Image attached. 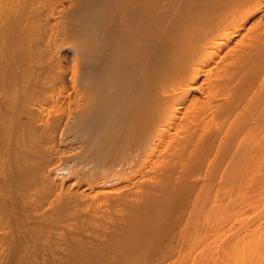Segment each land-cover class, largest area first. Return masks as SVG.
<instances>
[{
  "label": "bare ground",
  "instance_id": "6f19581e",
  "mask_svg": "<svg viewBox=\"0 0 264 264\" xmlns=\"http://www.w3.org/2000/svg\"><path fill=\"white\" fill-rule=\"evenodd\" d=\"M261 189L264 0H0V264H259Z\"/></svg>",
  "mask_w": 264,
  "mask_h": 264
},
{
  "label": "rangeland",
  "instance_id": "374dc122",
  "mask_svg": "<svg viewBox=\"0 0 264 264\" xmlns=\"http://www.w3.org/2000/svg\"><path fill=\"white\" fill-rule=\"evenodd\" d=\"M262 190V189H261ZM262 191H264V189L262 190ZM259 192V193H258ZM261 194L262 195H260V191H257V192H253L252 193V200H253V202H252V204L253 205H251V206H253V207H251V206H249V208L248 207H243L244 205L242 204H238L237 206L239 207V209L240 210H237V208L238 207H236V211L237 212H235L234 213V218H233V225H234V228H237L238 229V227H239V231L237 230V229H235L237 232H238V234H236V235H243L244 234V232L245 233H247L246 231H248L247 229H250V227H251V229H250V231L251 230H253L254 228L255 229H257L256 227H258L259 225H260V227H258L259 229L261 228L262 229V227H263V229H262V232L264 231V226H262L261 227V225L262 224H260L261 223V221L263 220L262 218H264L263 216H264V192L262 193L261 192ZM255 198V199H254ZM258 199V200H257ZM255 202H257V203H255ZM256 205H257V207H256ZM242 206V207H241ZM251 207V208H250ZM260 207V208H259ZM242 208V209H241ZM253 208V209H252ZM248 209V210H247ZM262 210V212L260 211V210ZM239 211V212H238ZM241 211V212H240ZM261 213H262V215H261ZM226 214V218H228V214L227 213H225V211H224V213H222L221 215H225ZM236 214H238L237 215V217H235L236 216ZM248 214V215H247ZM260 214V215H259ZM245 215V216H244ZM254 215V216H253ZM262 216V217H261ZM245 217V218H244ZM252 217V218H251ZM221 218V219H220ZM237 218V219H236ZM260 218V219H259ZM222 219H224V218H222L221 216H218V218L217 219H215V221L217 220L218 221V227H220L219 229L223 232H226V230L227 229H224V228H228V226H226V225H229V223L228 222H226V221H222L221 222V220ZM249 219V220H248ZM229 220V219H228ZM227 220V221H228ZM246 220V221H245ZM239 221V222H238ZM225 222L226 223H228V224H226L225 225ZM235 222V223H234ZM243 222H246V223H249V225H247V228H243V229H240L241 227H243ZM213 223V222H212ZM212 223H210V224H212ZM226 226H224L223 224ZM240 223V224H239ZM257 223V224H256ZM263 223V222H262ZM217 224L215 225V223L212 225L213 227H214V225H215V227L217 226ZM220 224V225H219ZM240 225H242L241 227H240ZM246 225H244V227L246 226ZM263 225H264V223H263ZM253 226V227H252ZM221 227H223V228H221ZM253 228V229H252ZM245 229V230H244ZM258 230V229H257ZM257 230H255V231H257ZM241 231V232H240ZM239 232H240V234H239ZM252 232V231H251ZM250 232V233H251ZM261 232V231H260ZM243 233V234H242ZM250 233H249V231H248V234L250 235ZM256 233V232H255ZM254 233V234H255ZM257 233H259L258 231H257ZM260 234V233H259ZM259 234H255V235H259ZM243 236H248L247 234L245 235H243ZM209 237V236H208ZM240 237V236H239ZM238 236H235V238H239ZM206 238V237H205ZM204 238V242H207V241H209V239H207V241H206V239ZM243 237L241 236V239H242ZM202 239H203V237H202ZM212 239V238H211ZM219 239V238H218ZM223 240V241H222ZM227 240H229V239H227V237L226 236H224V237H222V236H220V239H219V241H217V244H219V245H221V246H223V248H224V245H226L227 243H225ZM201 241V240H200ZM203 241V240H202ZM202 241H201V244H202ZM221 241V242H220ZM240 241H242L243 242V244H239L240 246H238L237 247V249L238 250H234L235 251V253L233 254L232 252H225L226 250L225 249H222V247L220 248V249H222V251H219V257H218V260H217V264H255V262H256V260L254 261V259H256V257L255 258H253L252 256H250L251 255V252H252V250L251 249H249V248H253V247H250V246H253L255 243L254 242H252V244L253 245H250L249 244V242L247 243V244H249L248 245V248L247 247H245V248H247L248 250H250L249 251V253L250 254H248V253H245L246 252V249H245V251H243V249H242V246H244V244H245V240L243 241V240H240ZM258 241V240H257ZM212 242V241H211ZM211 242H209L208 244H207V246L211 243ZM258 243V242H257ZM256 243V247H258L261 243L259 242V244H257ZM203 245V244H202ZM201 245V246H202ZM204 245H206V243L204 244ZM203 245V246H204ZM218 245V246H219ZM194 246H191V248H193ZM219 248V247H218ZM186 251H188V252H186ZM185 252L186 253H184V254H186L185 256H186V261L188 262V264H194L193 262H194V260L196 261L197 259H198V251H194V249L192 250L191 249V251H193V253L192 252H190V249H188V250H186ZM207 252V251H206ZM198 253V254H197ZM241 253V254H240ZM245 253V254H244ZM184 254L182 255H177V256H175V257H172V258H170V259H168V260H166L165 261V264L166 263H168L169 261H174V260H180L181 258H182V256H184ZM190 254H195V256H193V255H190ZM207 254V253H206ZM226 254H231L234 258H236V259H234L232 256H228V255H226ZM238 254V255H237ZM190 255V256H189ZM203 255H205V253L203 254ZM202 255V256H203ZM210 255V254H209ZM209 255L207 256V255H205L207 258H209ZM218 255V254H217ZM246 255H248V256H246ZM252 257L251 259L252 260H250V257ZM222 257V258H221ZM240 257V258H239ZM246 257V258H245ZM249 257V258H248ZM189 258V259H188ZM205 258V257H204ZM207 258H206V261H205V263L207 262ZM261 257H259L258 256V259L259 260H261L260 259ZM192 259H193V262H192ZM203 259V258H202ZM222 261H221V260ZM204 260V259H203ZM212 260V258L210 259L209 258V261H210V263L208 262L207 264H213V262L211 261ZM243 260V261H242ZM257 261V263H259V264H261L262 263V261L264 260L263 258H262V260L261 261ZM226 261V262H225ZM238 261V262H237ZM222 262V263H221ZM234 262H237V263H234ZM240 262V263H239ZM254 262V263H253ZM261 262V263H260ZM264 263V262H263Z\"/></svg>",
  "mask_w": 264,
  "mask_h": 264
}]
</instances>
